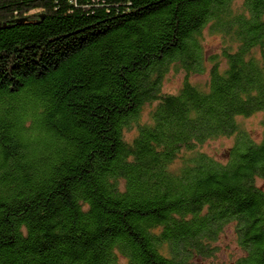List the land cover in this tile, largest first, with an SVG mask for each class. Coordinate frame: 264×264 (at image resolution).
<instances>
[{
  "label": "trees",
  "instance_id": "16d2710c",
  "mask_svg": "<svg viewBox=\"0 0 264 264\" xmlns=\"http://www.w3.org/2000/svg\"><path fill=\"white\" fill-rule=\"evenodd\" d=\"M0 27V264H195L230 223L234 264H264V133L239 122L264 127V0H0Z\"/></svg>",
  "mask_w": 264,
  "mask_h": 264
},
{
  "label": "rangeland",
  "instance_id": "374dc122",
  "mask_svg": "<svg viewBox=\"0 0 264 264\" xmlns=\"http://www.w3.org/2000/svg\"><path fill=\"white\" fill-rule=\"evenodd\" d=\"M240 4V1L236 2L234 7L238 8ZM204 33L205 37L202 42L206 50V57L209 60L210 56H218L221 54L223 44L221 42V38L208 33V29H206ZM206 67L210 69L211 63L208 62ZM185 75L186 74L182 71L175 72V70L172 69V71L164 78V92L177 94L176 92L183 85ZM189 80L197 85L206 84L208 82V71L204 74L191 76L189 77ZM147 113L148 108H146L142 114L143 121L148 119ZM262 118L263 114L260 113L252 117L241 118L239 120L243 129L258 142L261 141L264 133ZM133 135L134 131L131 130V132L127 134V139L131 138ZM234 142L235 138L233 137L217 138L214 139V141H209L204 144L202 151H206L212 157H217V159L223 160L226 158L225 156L228 149L234 145ZM256 184L264 189V179L256 181ZM235 230H237L236 225L234 223H230L219 236L218 241L213 244L212 247L215 250L213 256L211 258H207V260L199 259L195 264H234L237 262L242 255V251L236 240Z\"/></svg>",
  "mask_w": 264,
  "mask_h": 264
},
{
  "label": "water",
  "instance_id": "95a60500",
  "mask_svg": "<svg viewBox=\"0 0 264 264\" xmlns=\"http://www.w3.org/2000/svg\"><path fill=\"white\" fill-rule=\"evenodd\" d=\"M4 28L6 27V25L3 26ZM1 28V27H0Z\"/></svg>",
  "mask_w": 264,
  "mask_h": 264
}]
</instances>
